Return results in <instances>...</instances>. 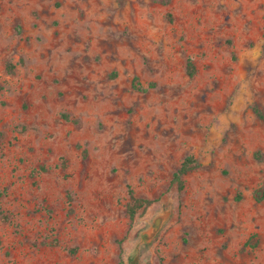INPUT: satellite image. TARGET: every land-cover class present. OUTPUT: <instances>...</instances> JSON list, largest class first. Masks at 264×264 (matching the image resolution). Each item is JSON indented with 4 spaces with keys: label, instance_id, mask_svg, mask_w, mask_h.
Listing matches in <instances>:
<instances>
[{
    "label": "rangeland",
    "instance_id": "obj_1",
    "mask_svg": "<svg viewBox=\"0 0 264 264\" xmlns=\"http://www.w3.org/2000/svg\"><path fill=\"white\" fill-rule=\"evenodd\" d=\"M0 264H264V0H0Z\"/></svg>",
    "mask_w": 264,
    "mask_h": 264
},
{
    "label": "trees",
    "instance_id": "obj_2",
    "mask_svg": "<svg viewBox=\"0 0 264 264\" xmlns=\"http://www.w3.org/2000/svg\"><path fill=\"white\" fill-rule=\"evenodd\" d=\"M186 67H187V74L192 75L193 74V66H192V63L190 60H187ZM65 118H66V116H65ZM189 162H190L189 159H185L182 162V164L180 165V167L177 169V171L174 173L173 179L178 181L179 188L181 187L180 176L190 169ZM148 203H150V200L140 199V198H136V197L131 196V204H129L127 207L129 216L132 217L135 213V209L140 208V207H144Z\"/></svg>",
    "mask_w": 264,
    "mask_h": 264
},
{
    "label": "water",
    "instance_id": "obj_3",
    "mask_svg": "<svg viewBox=\"0 0 264 264\" xmlns=\"http://www.w3.org/2000/svg\"><path fill=\"white\" fill-rule=\"evenodd\" d=\"M169 213L165 211L163 214L157 215L153 219V225L145 232V241L149 242L157 234L163 222L167 219Z\"/></svg>",
    "mask_w": 264,
    "mask_h": 264
}]
</instances>
